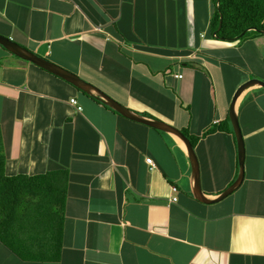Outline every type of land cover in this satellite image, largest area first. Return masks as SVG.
Here are the masks:
<instances>
[{"label":"crops","instance_id":"0c3cea01","mask_svg":"<svg viewBox=\"0 0 264 264\" xmlns=\"http://www.w3.org/2000/svg\"><path fill=\"white\" fill-rule=\"evenodd\" d=\"M214 11L212 0H0V35L135 113L201 138L202 188L217 199L238 176L236 140L229 132L203 136L225 123L242 84L264 80V35L218 40ZM239 105L245 180L206 205L194 198L190 162L175 137L113 113L0 46L6 175L50 174L54 201L64 204L62 223L38 229L62 230L59 263L34 259L43 239L23 248L21 223L24 260L0 241V264H264L262 89L246 91ZM51 202L27 201L21 219Z\"/></svg>","mask_w":264,"mask_h":264},{"label":"trees","instance_id":"16d2710c","mask_svg":"<svg viewBox=\"0 0 264 264\" xmlns=\"http://www.w3.org/2000/svg\"><path fill=\"white\" fill-rule=\"evenodd\" d=\"M212 1L215 6V11L211 20L210 29L213 36L216 33V39L226 42L234 39V41L244 43L254 38V36L262 37L264 35V0ZM218 1L219 4H217ZM221 22L222 26L218 31ZM251 29L255 31H249L242 38L238 39L245 31ZM92 99L113 113L118 114L96 98ZM217 131L229 132L234 135L229 117L217 129H211L205 132L203 137H207ZM181 132L190 140L192 146L196 149L201 138L191 136L184 129ZM6 162L3 137L0 131V241L13 254L24 260L23 248L18 241V236L21 235L22 230L17 223L26 224V230L33 232L32 234L36 240L39 238L46 241V244L37 248L39 249V256L34 259H37L41 263H59L63 252L62 230H41V228L38 231L39 227L44 226V222H47L52 227L56 220L62 223L64 217V214L61 213L64 204L54 201V198L57 199L59 195L57 194L56 185L52 176L46 174L36 177H8L5 170ZM34 198L52 202L47 208L45 207L44 211L38 210L35 214H32L33 216L31 215V218L28 217L27 220L21 219L22 216H25L23 208H25L26 202ZM63 201H65L64 196ZM55 207L56 210H54Z\"/></svg>","mask_w":264,"mask_h":264},{"label":"water","instance_id":"95a60500","mask_svg":"<svg viewBox=\"0 0 264 264\" xmlns=\"http://www.w3.org/2000/svg\"><path fill=\"white\" fill-rule=\"evenodd\" d=\"M219 1L217 2V4H219ZM221 26L222 22L220 23L218 31L221 29ZM252 30L255 31L254 29L247 30L238 39L242 38L247 32ZM215 36L216 33L214 34V37ZM229 41L233 42L234 39H231ZM0 46L12 55L26 62L32 63L33 65L43 69L44 71L66 81L67 83L71 84L72 86L77 88L79 91L85 93L89 97L96 98L97 100L101 101L105 106L111 108L122 117L138 124L152 128L156 131L180 139L186 147V153L191 166L193 195L194 198L199 202L206 205L220 203L232 196L234 193H236L243 185L245 180L246 147L244 135L239 120L240 99L243 94L251 88L259 87L264 89V80L258 78L251 79L242 84L234 93L229 108V119L233 127L234 137L236 139L239 172L236 180L217 199H209L205 195L202 188L201 169L196 150L192 146L190 140L181 132V130L164 122L153 120L135 113L134 111L128 109L127 107L114 100L111 96L106 94L104 91H102L95 85L88 83L79 76L65 69H62L61 67L53 64L52 62L39 57L38 55L30 52L26 48L18 45L7 37L0 35Z\"/></svg>","mask_w":264,"mask_h":264},{"label":"rangeland","instance_id":"374dc122","mask_svg":"<svg viewBox=\"0 0 264 264\" xmlns=\"http://www.w3.org/2000/svg\"><path fill=\"white\" fill-rule=\"evenodd\" d=\"M255 35V34H254ZM254 37H256V36H254ZM261 37V36H260ZM263 37V36H262ZM209 39H212V37H210ZM237 42V41H236ZM249 73V70H248V68H245V74H248ZM245 77H246V75H245ZM256 77H255V75L253 76V77H251V78H249L250 80L251 79H255ZM248 79V80H249ZM247 80V81H248ZM260 89H262V92L264 93V89L263 88H260ZM102 90V89H101ZM103 90H106V89H103ZM102 90V91H103ZM236 92V91H235ZM106 93V92H105ZM107 94V93H106ZM110 96V95H109ZM233 96H234V94H233ZM233 98V97H232ZM121 104V103H120ZM231 128H232V130H233V127H232V125H231ZM18 225L19 226H21V223H18ZM24 227L26 228V224H24ZM33 232H28L27 230L23 233V236H24V238L26 239V241H25V246L23 247L24 249L26 248V249H30V250H33V249H35L36 247H38V241H35V238H34V236H33V234H32ZM31 244V245H30ZM34 246H36V247H34Z\"/></svg>","mask_w":264,"mask_h":264},{"label":"built area","instance_id":"2783aa9c","mask_svg":"<svg viewBox=\"0 0 264 264\" xmlns=\"http://www.w3.org/2000/svg\"><path fill=\"white\" fill-rule=\"evenodd\" d=\"M177 78L179 77V78H181V76H176ZM71 105H73V106H77L78 105V102L75 100V99H73V100H71ZM78 110H81V108H78ZM147 163L150 165V170H154L156 167H155V165L152 163V160L151 159H147ZM172 191L174 192V193H178V189H177V187H172ZM177 201V197H174L172 200H171V202H176Z\"/></svg>","mask_w":264,"mask_h":264},{"label":"bare ground","instance_id":"6f19581e","mask_svg":"<svg viewBox=\"0 0 264 264\" xmlns=\"http://www.w3.org/2000/svg\"><path fill=\"white\" fill-rule=\"evenodd\" d=\"M175 138H176V140L179 142L180 146H181L183 149H185V151H186V147H185L184 143H183L180 139H178L177 137H175Z\"/></svg>","mask_w":264,"mask_h":264}]
</instances>
